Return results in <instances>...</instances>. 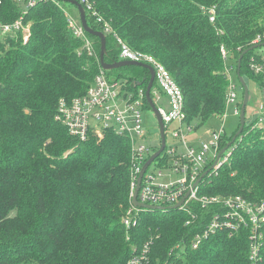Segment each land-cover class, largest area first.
Instances as JSON below:
<instances>
[{"label":"trees","instance_id":"16d2710c","mask_svg":"<svg viewBox=\"0 0 264 264\" xmlns=\"http://www.w3.org/2000/svg\"><path fill=\"white\" fill-rule=\"evenodd\" d=\"M87 1L103 19L98 23L82 3L90 26L107 36L106 61H121L117 35L155 57L180 86L192 125L226 114V70L233 66L239 85L237 59L264 35V0ZM67 6L39 0L26 16L32 25L28 41L21 33L0 39V264H128L157 233L162 238L152 249L154 260L175 257L173 240L180 235L189 243L218 208L191 206L197 218L188 226L187 211L140 209L132 226H125L132 208L131 142L114 130L81 141L59 119L60 101L84 96L101 71L100 40L75 35ZM22 9L14 0H3L0 20L13 22ZM105 22L111 33L105 32ZM259 50L244 57L241 70L262 86L264 73L249 68ZM116 71L128 91L147 89L146 69ZM248 130L246 125L232 146L231 161L201 183L200 195L264 203V129ZM235 133L224 134L221 148ZM260 233L257 264H264V223ZM251 235V226L234 234L217 232L197 250L188 245L187 262L252 264Z\"/></svg>","mask_w":264,"mask_h":264},{"label":"built area","instance_id":"2783aa9c","mask_svg":"<svg viewBox=\"0 0 264 264\" xmlns=\"http://www.w3.org/2000/svg\"><path fill=\"white\" fill-rule=\"evenodd\" d=\"M14 1L23 6L21 15L15 21L9 23L0 20V38L17 36L21 33L24 41H28L31 36L32 25L30 21H26V16L28 9L34 7L39 0ZM82 3L86 5V9L97 19L98 23L103 22V19L98 17L97 12L87 0H81ZM2 4L3 0H0V5ZM210 21L215 22L214 15L210 17ZM68 22L77 37L85 38V31L81 26L80 20L69 16ZM104 28L106 33L112 32L110 25L106 22ZM116 38L120 50V60L143 63L153 67L156 74L155 85L157 90L170 100L169 112L159 108L154 101L165 124L166 134V149L158 165L162 169L172 170L180 177L176 180L171 179V176H169L170 179H164L165 176L162 170L157 175L154 174L152 176H149L147 171L141 184L138 200L145 205L173 207L179 204L190 192L189 198L180 208L181 211H187L191 215L186 222V226L194 223V219L196 220L197 218L196 214L191 212V206L197 205L202 209L211 206L218 208L206 224L205 229L191 238L190 244L186 241L178 243L175 249H178L179 252L175 258L173 257L174 260H154L152 255L153 246L152 243L148 242L140 253L130 259L128 264H188L187 261L183 260L184 258L187 260L185 251L188 245L190 249L197 250L205 240H208L217 232L229 230L234 234L240 228L249 226L252 227L250 260L253 261L252 264H257L261 261V233L259 234V229L264 223V203L260 205L249 203L241 196L200 195V186L194 188L197 181L211 166V163L214 160L216 161L222 149L221 145L225 134L224 128L219 133L213 132L211 134L212 141L210 142H202L198 145L189 142L187 133H193L195 127L186 121V101L180 86L167 68L155 57L136 51L119 39L118 36ZM262 43H264V35L258 36L253 42V46ZM222 54L224 60L228 61V56L224 49H222ZM258 58L257 60L255 56L250 59L249 68L255 74H262L264 73V57L262 53H259ZM234 73L235 69L233 66H229L226 70V76L229 80L226 103L227 107L233 105L235 113L239 114L241 99L239 98L238 84L234 79ZM125 83L117 77H111L106 71L101 69L84 96L72 101L64 99L60 101L59 119L68 129L70 135L81 141H86L91 133L102 135L106 130H114L117 134L126 137L132 145L133 172L131 187L135 191L139 175L147 159L153 154L154 148L145 144L149 138L143 116L146 90L140 88L136 93H133L127 90ZM154 94L152 90L153 100ZM260 109L259 120L264 122V105ZM223 117L225 118L226 114ZM116 125L118 129H116ZM256 125L264 129V125L262 127L258 123ZM99 128L102 129L101 132L98 130ZM171 129H173V138L179 142V145L184 147L183 150H179L178 146L175 148L169 146L167 135ZM230 159L231 154L224 156L223 160L221 158L218 165L219 168L229 163ZM134 191L132 192L133 195ZM131 207L130 212L124 217V224L127 228H130L135 221L134 211H139L133 205Z\"/></svg>","mask_w":264,"mask_h":264},{"label":"rangeland","instance_id":"374dc122","mask_svg":"<svg viewBox=\"0 0 264 264\" xmlns=\"http://www.w3.org/2000/svg\"><path fill=\"white\" fill-rule=\"evenodd\" d=\"M66 11L74 19L80 20V16H79V13H78L76 7L71 6V5L67 6L66 7ZM117 36L119 37V35H117ZM0 39H3V38H0ZM119 39H121V38L119 37ZM116 43L118 44V41ZM258 52L262 53V56L264 57V48L260 49ZM117 75H118V71H115L110 76L111 77H116ZM122 78H124V77H122ZM245 78H246L245 79L246 83L248 84L249 94H250V100H249V104H248V107H247V122H246L247 124L246 125L249 128V130H248L249 132H252V131L257 132V131H259V127L256 124L258 123L261 127L264 125V122H260V120H259V118H260V110H261L260 108L264 105V85L261 86L258 82L250 80L247 77H245ZM120 80L124 82V79H120ZM153 91L155 93L154 94V101L156 102L157 106L159 108H162L165 112H169V110H170V100H169V98L167 96H165L164 94H162L160 91H158L157 88H156V85L153 88ZM238 93H239V98L241 99L242 95H243V88H242V86L240 84L238 85ZM158 97H160V98L158 99ZM143 116H144V121H145V127L148 130V137H149L145 144L150 146V147H153L154 149H156V151L153 152V154H154L161 147L160 135H159L160 131H159V126H158V123H157V119H156L154 113L150 109L144 110ZM223 120H225L224 121V125H223ZM239 123H240V115L235 113V107L233 105H229L227 107V112H226V117L225 118L223 116L222 117L221 116L214 117V118L208 120L206 123H204L202 125L198 121L193 123V126L195 127V130H194L193 133H190V132L187 133L188 140H189V142H192V144H197V145L202 143V142H210V141H212L211 134L213 132H218L219 133V132L223 131V128H224L225 134L228 137H231L236 132ZM115 127H116V129H118L117 125ZM98 130L100 132L102 131L101 128H99ZM172 131H173V129L169 130V133L167 135V141H168L169 146L171 148H175L176 146H178L179 150H183L184 147L179 145V142L176 139L173 138V136H172L173 132ZM94 135H97V134L95 133ZM235 135H236V133H235ZM229 143H231V141L228 142L226 144V146ZM225 147H223L221 149V151ZM229 154H231V159H232L233 152H232L231 149H229L225 153V155L222 156V160H223L224 156H228ZM149 158L147 159V161L149 160ZM231 159H230V161H231ZM147 161H146V163H147ZM157 161H158V159L156 160V163L151 165V167L149 168V170H148V175L149 176H152L154 174L157 175L158 172L160 170H162L163 174L165 176L164 179H170L169 176H171V179L176 180V179H178L180 177V175L174 173L170 169H162V168H160L159 165L157 164L158 163ZM214 161L211 163V166L207 169V171L214 165V163H215ZM217 169H220L219 166L215 170H217ZM131 183H132V181H131ZM133 191H134V189H132V187H131V201H132V195H133L132 192ZM208 196H210V195H208ZM137 209L140 210V208H137ZM129 212H130V210L128 212H126V213L128 214ZM155 236L156 237H152V238L149 239V242L152 243V246H153L152 249L156 248V242H157L156 240L160 239V237L162 238V235L160 233H157ZM188 239H189V237H188ZM180 241H182V242L186 241L187 242V240L184 239V237L182 238V236L178 235L173 240L172 248H175ZM136 243L137 242L135 241L134 244H136ZM187 256L188 255H185L186 258H187ZM174 258L170 257L169 259H173L174 260ZM183 260L187 261L185 258ZM190 261H191V259L189 258L188 263H190Z\"/></svg>","mask_w":264,"mask_h":264},{"label":"water","instance_id":"95a60500","mask_svg":"<svg viewBox=\"0 0 264 264\" xmlns=\"http://www.w3.org/2000/svg\"><path fill=\"white\" fill-rule=\"evenodd\" d=\"M56 2H61V3H67L70 4L74 7L77 8L79 16H80V22H81V26L84 29L85 33H87L90 36L96 37L100 40V66L101 69L103 71L106 72H113L116 70H119L121 68H125V67H139L142 69H146L149 73H150V81L147 85V89H146V100L147 103L151 109V111L154 113L156 119H157V123L159 126V131H160V137H161V147L160 149L155 152L147 161V163L144 165L138 181H137V187L134 191V195L132 197V205L136 208H140V209H144V210H178L180 209L185 201L189 198L190 196V192L187 193V195L184 197V199L177 205L173 206V207H162V206H151V205H145L143 203H141L138 200V195H139V191L141 188V184L143 181V178L146 174V172L148 171V169L150 168V166L156 162L157 159H159L163 154L164 151L166 149V134H165V124L163 122L162 116L153 100L152 97V90L155 86V71L153 69V67L147 65V64H143V63H137V62H133V61H118V62H113V63H109L106 61V57H107V36L104 32L102 31H98L95 30L94 28H92L88 22V18H87V13L85 10V7L77 0H53ZM264 48V43L259 44V45H254L252 47H250L249 49H247L238 59H237V76H238V80L240 82V85L243 88V100H242V106L240 109V126L238 131L236 132V135L234 136L233 140L231 141V143H229L218 155L214 165L208 170L206 171L202 177L197 181V183L195 184L194 188H197L201 185V183L204 181V179L212 172L214 171L220 162V159L222 158V156L229 150L232 148V146L236 143V141L241 137L242 133L245 130L246 127V122H247V107L249 104V100H250V94H249V88H248V84L246 83L245 78L242 75V61L244 59V57L246 55H248L250 52L255 51V50H259V49H263ZM233 59L235 57H232Z\"/></svg>","mask_w":264,"mask_h":264}]
</instances>
